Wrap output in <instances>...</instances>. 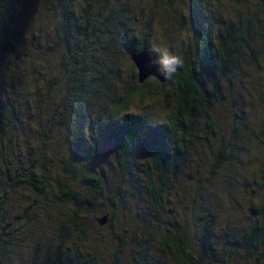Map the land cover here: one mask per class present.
<instances>
[{"label":"trees","instance_id":"obj_1","mask_svg":"<svg viewBox=\"0 0 264 264\" xmlns=\"http://www.w3.org/2000/svg\"><path fill=\"white\" fill-rule=\"evenodd\" d=\"M159 1L177 29L186 23L194 35L188 53L180 36H171V47L186 58L174 81L148 78L142 84L132 66L124 74L122 63H128L124 55L148 50L152 42L149 0H57L51 34L40 18L34 28L35 6L27 5L31 16L23 18L20 38L0 51V185L45 191L48 169L40 157H55L49 128L59 112L54 124L66 129L68 152L57 159L66 182H55V197L71 210L57 228L35 234L26 221L29 204L18 206L19 199L11 202L0 190V264H264V0H230L242 10L224 26L219 18L225 11L215 14L214 0H186L184 8L174 3L179 0ZM7 2L0 3L2 10ZM104 37L115 41V53L109 44L99 46ZM47 52L54 59L50 75H42L37 64ZM100 53L107 60L98 61ZM11 61L26 62L29 70L10 72ZM34 73L45 82L41 103L28 78ZM145 100L150 106L144 111ZM216 103L222 107L213 112ZM165 105L168 111L154 119V110ZM34 117L43 123L36 121L38 139L31 146L22 135ZM20 123V134L13 135L11 127ZM201 138L212 147L208 158L199 156ZM35 147L38 158L32 160ZM100 188L105 201L96 197ZM9 206L16 226L4 220ZM98 206L109 210L105 225L115 239L108 259L89 230L92 223L85 222ZM48 233H56L59 243L51 244Z\"/></svg>","mask_w":264,"mask_h":264},{"label":"rangeland","instance_id":"obj_2","mask_svg":"<svg viewBox=\"0 0 264 264\" xmlns=\"http://www.w3.org/2000/svg\"><path fill=\"white\" fill-rule=\"evenodd\" d=\"M155 1L156 0H154V1L149 0V2L147 3L153 7V11H154V13L152 14V17L150 18L151 33H152V38H153L152 42H155L158 39L165 37L167 41L170 40L168 42L166 41V43L168 45L172 46L171 36L172 35H174V36L179 35L180 36V33L182 31H184L185 29H187L188 27L185 23L181 29H177L175 24H173L170 21V19L168 18V16H166L164 14V11H160V10H163L162 4L160 3V1L157 0L158 4L154 5L153 2H155ZM1 2H2V0L0 1V3ZM11 2L13 4H11ZM11 2H7V4H6L7 8H5L4 10H2V8L0 7V51L3 50L2 47L11 45V43H15L20 38V37H18L20 35L18 33L19 26L22 23L26 22V21L25 22L22 21L23 18L28 19V18H30L29 16H31V13L27 11V5L28 4L30 6H35V7H31L32 8L31 12H33L34 13L33 15L36 17V21L34 22V24H35L34 28L37 29V25L39 22L38 19L40 18V19H42L43 22L49 24L47 28H48V33L50 32L49 34H51L52 29L55 25V21H53V19H52L53 7L55 4H57L56 3L57 0H11ZM174 3L176 5L181 4L182 7L184 8L186 5V0H179L178 2L175 1ZM111 5H114V4H111ZM214 5L216 6L215 14L218 15L219 13H221L222 9L225 11V14H226V15H223L222 17L219 18L220 19V21H219L220 25H222V26L227 25L225 23H229L230 20L233 21V19L236 18L235 16H236V12L239 9L238 8L239 4L238 5L235 4V7H233L230 0H214ZM176 10H177V8H176ZM239 10H242V9H239ZM43 13L45 14V16L43 15ZM181 14L178 12V15H181ZM46 15H48L50 17V19L47 20ZM5 17H6V19H5ZM218 27H219V25H218ZM34 31L36 32V30H34ZM52 36H53V34H52ZM42 41L43 40L40 37L39 42H38L39 46H41V44H42V46L45 45L44 41H43V43H42ZM104 44L110 45V47H111V49H109L110 54L115 53V41L107 42L106 37H104L103 41L99 44V46L102 47V45H104ZM182 45L185 46V47L182 46L183 50H185L186 52L189 51V49H188L189 40L186 43L183 42ZM6 48H9V47H6ZM35 51H36V54L40 55V51H41L40 48H37ZM12 56H13V53L11 52L9 57L11 58ZM102 56L103 55L100 53L98 61L104 62L105 59L107 60L106 56H103L105 59ZM111 58H112V60L115 61V56H112ZM53 59H54V56H51L50 52L49 53L47 52V54H45V56H44V59H41V61H43V63H39V62H38L39 64L36 63L37 64V70L39 72H41L42 75L45 73L49 74L47 67L50 68L49 64L52 63ZM123 61L128 62L127 64H126V62H125V64L122 63V71L124 72V74H127L129 72V69L131 66L135 70L133 63L131 62V60L129 58V54L128 55L126 54L123 56ZM41 65L43 67H40ZM6 69L9 70L10 72H13V70H18L19 72H22V71L26 72L29 70V65L26 62H20V63L14 62L13 63L11 61L10 63H6ZM248 72L253 73L254 70L250 68V69H248ZM59 73L62 74L61 71ZM258 77L262 78L259 74H258ZM28 78H31L33 80V84H32L33 89L32 90L35 92L33 99H35L36 103H39L41 101V97H42L41 93L39 92V89H41L43 87V85H45V82H44V80H41V78H38V74H36V73L28 74ZM37 78H38V80H37ZM149 81H150V83L153 82L152 79H150ZM64 85L65 84L63 81V89L65 88ZM28 88H30V86H28ZM36 88H38V89H36ZM224 88L229 89V87H224ZM60 89H61L60 84H58L56 87V91L59 92ZM157 94H156V96H157ZM153 97H155V94L151 95V98H153ZM148 102L150 103V101L147 100L142 107V109L144 111L146 109H149L148 107L150 106V104L148 105ZM226 106H228V108H230V109H234V107H235L230 101L228 102V104ZM220 107H222V106H219V104L216 103V107H214L212 109V111L218 112L220 110ZM157 109L158 110L155 109L153 112V114L156 115V116L154 115L155 116L154 119H159L160 115H162L163 113L168 111V106L165 105V106H162V108H157ZM143 110H141V108H138V111H143ZM50 112L52 114L51 110H50ZM259 112H260V109L256 108L255 116H258L260 114ZM53 116H55V120L53 121V124L49 128V130H50L49 135L51 134V136L54 140H53V144L49 145V150L53 151L55 157H52L49 154L47 157L45 156L46 154L43 156L41 155L42 157H40L43 159L45 158V162L42 165L43 171L46 172V169H48L47 170L48 175H45V178H46V182H45L46 185L44 188L45 191H43V193H39V192L31 189L30 187L23 188L21 186L14 188L15 190H9L8 187H3L2 185H0V190L5 191V193H7L11 202H12V199H14V203H16L17 199H19L20 201L18 200L19 202L17 203L18 206H20L21 203H24V205L29 204L30 207L27 208V219H26V221L28 220L31 222V227H29L28 230L29 231L31 230V232L35 233V234H37L39 232H43V231H49V229H51V228L52 229H54L55 227L57 228L58 224H60L59 223L60 220L63 219V215L67 216L71 210V207L68 204L58 202L57 198L55 197L56 196V194H55V192H56L55 182H57V185L66 182V180H64L62 177L63 173L61 172V169H60V166L62 164L57 159L66 157L68 150H66V152L64 153V151H65L64 146H66V145L62 142V140H63L62 133H64L66 129H64V128L60 129L61 125H60V128H57V127H55V124H54V122L58 119L59 112H58V114L56 113V115H53ZM23 117L26 118V115L22 116V119H23ZM29 118H32V114L29 115ZM43 118H44V116H43ZM31 120H32V122L29 123V125L27 127V131L25 132V134L22 135V141L25 142V140L27 139L30 142L31 146H33L34 144L31 142H35V139H36V141L38 139V135L34 132L35 124H37L38 122L43 123V121L35 119V117ZM36 121H37V123H36ZM44 122L47 123V120ZM21 123H22V121H21ZM21 123L19 124L20 126L19 125L17 126V130H15L13 127H11L12 129L10 130V132L13 133V135L20 134L17 132L19 130H21V126H22ZM85 125H86V127L88 126L87 123ZM9 126L10 125H5V127H7V128ZM37 127L38 126L36 125L35 129H37ZM87 129H88V127H87ZM199 132H201V134L205 133L204 130H199ZM209 132H210V130H209ZM46 139L49 140V138H46ZM12 143H16V141H12ZM197 144H198L199 156L200 155L202 156V153H203L204 154L203 157L208 158V156H210V154H212V147L210 145H206L205 140H202V138H201L197 141ZM15 147H17V146H15ZM28 148H26V149H28ZM42 150H43V148H42ZM23 152H24V150H23ZM25 154L28 155V153H25ZM33 157L38 158V151L36 150V147L34 148V151L30 153V156H29V158L32 160H33ZM111 158H112V156L110 155L109 159H111ZM1 161L4 164L5 160H2V157H1ZM86 161H88V160H86ZM36 162H37V160H36ZM84 162L85 161H83L82 159L78 160L79 165H83ZM200 162L209 168L207 163H205L201 160H200ZM108 163L110 165H112L111 161H109ZM26 165L28 166V164H26ZM92 165L95 167V169L97 168V163H93ZM88 166H91V165H88ZM37 167H38V164H37ZM203 168L204 167H201V170ZM217 168L220 169L219 166ZM74 184L77 187H80L81 192L86 191L85 187H82L81 182L77 181V182H74ZM99 191H100L101 195H96V197L102 201H105L104 190L102 188H100ZM101 207L102 206H98L94 211H92L90 214H88L85 218V222L92 223L91 226L89 225V230L92 232V236H96L98 238L97 243H98V246L100 247V249L103 251L104 259H108V257H111L112 249L115 247V239L111 237V234L109 233V228L106 225L99 227L95 222L96 218H99L102 215L107 214L108 213L107 211H109L106 208H104V207L101 208ZM11 209H12L11 206H9L7 208V211H5L6 217L4 219V220H8L7 226H9V227H11V225L16 226L18 221H19L18 218H12L13 214H12ZM46 210L47 211L49 210V212H50L49 215H46V213H47ZM20 211H22V209ZM53 211H55V213L58 215H53V214L51 215V212H53ZM23 225H24V222H23ZM48 235H49V237H52L51 239H49L50 240L49 242L51 244H55V242L59 243V238H58V236L56 237V233L55 234H49L48 233ZM38 236L43 237V235H38ZM27 240H26V243L29 245V239H27ZM35 240H36V236L33 235V241L35 242ZM46 240L47 239L44 240V238H42V239H40V243H43V245L45 246L47 244L45 242ZM34 242H33V244H34ZM49 244L47 246V250H49ZM53 248H54L53 246H50L51 250ZM34 249H35V247H32L29 250L33 251Z\"/></svg>","mask_w":264,"mask_h":264},{"label":"clouds","instance_id":"obj_3","mask_svg":"<svg viewBox=\"0 0 264 264\" xmlns=\"http://www.w3.org/2000/svg\"><path fill=\"white\" fill-rule=\"evenodd\" d=\"M193 35L185 29L180 33V39L186 43ZM147 51L149 63L155 66L156 73L164 81H174L185 67V56L162 40L152 42Z\"/></svg>","mask_w":264,"mask_h":264},{"label":"water","instance_id":"obj_4","mask_svg":"<svg viewBox=\"0 0 264 264\" xmlns=\"http://www.w3.org/2000/svg\"><path fill=\"white\" fill-rule=\"evenodd\" d=\"M129 58L133 63L136 71V80L138 84H142L148 78H154L160 83L166 81L163 78H160L158 73H156L155 66H152L149 63V56L147 50H141L139 52H134L129 54ZM108 219L107 215H103L96 219L98 226H103L106 224Z\"/></svg>","mask_w":264,"mask_h":264}]
</instances>
